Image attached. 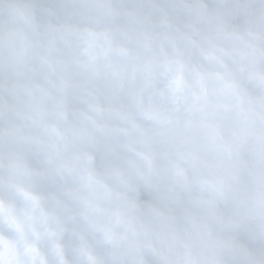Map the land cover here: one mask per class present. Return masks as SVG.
Here are the masks:
<instances>
[{
    "label": "clouds",
    "instance_id": "clouds-1",
    "mask_svg": "<svg viewBox=\"0 0 264 264\" xmlns=\"http://www.w3.org/2000/svg\"><path fill=\"white\" fill-rule=\"evenodd\" d=\"M0 264H264V0H0Z\"/></svg>",
    "mask_w": 264,
    "mask_h": 264
}]
</instances>
